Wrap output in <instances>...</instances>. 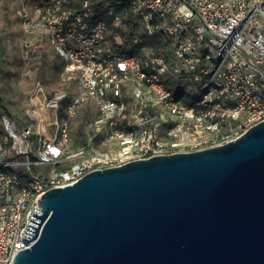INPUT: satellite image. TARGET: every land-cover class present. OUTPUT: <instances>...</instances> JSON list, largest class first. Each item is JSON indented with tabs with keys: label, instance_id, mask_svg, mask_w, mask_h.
Listing matches in <instances>:
<instances>
[{
	"label": "built area",
	"instance_id": "2783aa9c",
	"mask_svg": "<svg viewBox=\"0 0 264 264\" xmlns=\"http://www.w3.org/2000/svg\"><path fill=\"white\" fill-rule=\"evenodd\" d=\"M17 2L26 51L45 41L77 87L44 98L50 136L18 127L0 101V264L30 246L21 240L48 189L94 169L219 145L264 120V0ZM124 14L163 50L138 35L128 48L108 46ZM173 79L184 83L178 92ZM83 102L95 106L92 127L109 149H70L68 119Z\"/></svg>",
	"mask_w": 264,
	"mask_h": 264
},
{
	"label": "water",
	"instance_id": "95a60500",
	"mask_svg": "<svg viewBox=\"0 0 264 264\" xmlns=\"http://www.w3.org/2000/svg\"><path fill=\"white\" fill-rule=\"evenodd\" d=\"M12 264H264V120L45 191Z\"/></svg>",
	"mask_w": 264,
	"mask_h": 264
},
{
	"label": "rangeland",
	"instance_id": "374dc122",
	"mask_svg": "<svg viewBox=\"0 0 264 264\" xmlns=\"http://www.w3.org/2000/svg\"><path fill=\"white\" fill-rule=\"evenodd\" d=\"M18 8L17 0H0V97L10 111L11 116H7L18 127L26 123L34 131L50 136L54 131V116L45 106L44 98L56 91L74 90L77 84L68 77L63 60L54 54L45 41H33L34 44L26 51L24 42L27 36ZM132 23L133 18L124 14L120 24L108 31V46L121 48ZM153 38L148 43L162 51L161 38ZM170 84L176 92L184 85L183 82L176 83L175 79ZM96 117L93 103L83 102L75 115L68 119L71 150L81 145L75 142L81 139L78 135L80 130L87 136L85 143L95 150L110 148L92 127Z\"/></svg>",
	"mask_w": 264,
	"mask_h": 264
},
{
	"label": "trees",
	"instance_id": "16d2710c",
	"mask_svg": "<svg viewBox=\"0 0 264 264\" xmlns=\"http://www.w3.org/2000/svg\"><path fill=\"white\" fill-rule=\"evenodd\" d=\"M131 18H133V17H131ZM138 26H139V22L135 18H133V23H132V25L129 28V33H128V36L124 40V44L121 47L122 49L128 48L130 46L131 40H132L133 36H135V35L139 36L140 43H142V44H146V43H148L149 40H153L154 39L153 37H150V36H147V35L143 34L142 32L138 33L137 32ZM155 37H158V36H155ZM131 50H134V49H131ZM0 101H1V105H2V111L5 112L8 116H11L10 111L7 110V108L4 105L1 97H0ZM25 125H27V124L25 123L22 126H25ZM78 135L81 136V139H76L75 142L77 144H85V140H86L85 137H87L86 134H84L82 132V130H80Z\"/></svg>",
	"mask_w": 264,
	"mask_h": 264
}]
</instances>
